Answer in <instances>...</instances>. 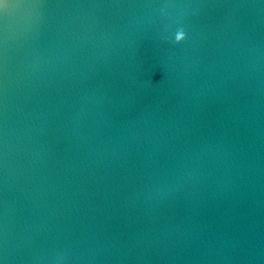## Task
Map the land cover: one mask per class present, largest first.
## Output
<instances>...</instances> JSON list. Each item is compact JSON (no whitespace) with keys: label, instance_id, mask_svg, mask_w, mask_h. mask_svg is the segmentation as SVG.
<instances>
[{"label":"water","instance_id":"water-1","mask_svg":"<svg viewBox=\"0 0 264 264\" xmlns=\"http://www.w3.org/2000/svg\"><path fill=\"white\" fill-rule=\"evenodd\" d=\"M0 264H264V0H0Z\"/></svg>","mask_w":264,"mask_h":264},{"label":"clouds","instance_id":"clouds-1","mask_svg":"<svg viewBox=\"0 0 264 264\" xmlns=\"http://www.w3.org/2000/svg\"><path fill=\"white\" fill-rule=\"evenodd\" d=\"M184 38H185V34H184L183 31H180V32L177 33V35H176V41L177 42L183 40Z\"/></svg>","mask_w":264,"mask_h":264}]
</instances>
